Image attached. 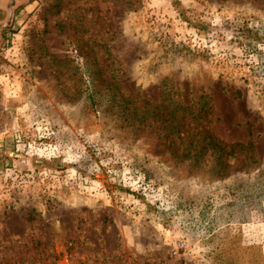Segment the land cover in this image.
<instances>
[{"label": "rangeland", "instance_id": "374dc122", "mask_svg": "<svg viewBox=\"0 0 264 264\" xmlns=\"http://www.w3.org/2000/svg\"><path fill=\"white\" fill-rule=\"evenodd\" d=\"M0 5V264H264V0Z\"/></svg>", "mask_w": 264, "mask_h": 264}, {"label": "trees", "instance_id": "16d2710c", "mask_svg": "<svg viewBox=\"0 0 264 264\" xmlns=\"http://www.w3.org/2000/svg\"><path fill=\"white\" fill-rule=\"evenodd\" d=\"M207 135H208V137H209V140H210V142L211 141H215L216 142V140L214 139V137L212 136V134L207 130ZM218 144V143H217ZM224 147H226V146H224ZM223 147V148H224Z\"/></svg>", "mask_w": 264, "mask_h": 264}, {"label": "crops", "instance_id": "0c3cea01", "mask_svg": "<svg viewBox=\"0 0 264 264\" xmlns=\"http://www.w3.org/2000/svg\"><path fill=\"white\" fill-rule=\"evenodd\" d=\"M0 2H1V0H0ZM0 8H2V6L0 5Z\"/></svg>", "mask_w": 264, "mask_h": 264}]
</instances>
